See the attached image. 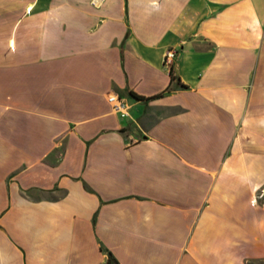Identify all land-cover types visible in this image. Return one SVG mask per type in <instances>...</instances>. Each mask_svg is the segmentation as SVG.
<instances>
[{"label": "crops", "instance_id": "1", "mask_svg": "<svg viewBox=\"0 0 264 264\" xmlns=\"http://www.w3.org/2000/svg\"><path fill=\"white\" fill-rule=\"evenodd\" d=\"M106 252L264 264V0H0V264Z\"/></svg>", "mask_w": 264, "mask_h": 264}, {"label": "built area", "instance_id": "2", "mask_svg": "<svg viewBox=\"0 0 264 264\" xmlns=\"http://www.w3.org/2000/svg\"><path fill=\"white\" fill-rule=\"evenodd\" d=\"M101 2L102 0H89V3L91 4V6H98ZM174 55H175V52L173 49H170V48L166 49L163 52V56H162L163 65H165L166 67H169L173 62ZM106 100L110 104L111 110H113L114 112L119 113L123 117H126L129 115L128 114V104L123 97L115 93H109L106 96ZM132 140H133L132 138H129L128 142H131ZM262 195H263V189H260L256 193L255 197H261Z\"/></svg>", "mask_w": 264, "mask_h": 264}, {"label": "trees", "instance_id": "3", "mask_svg": "<svg viewBox=\"0 0 264 264\" xmlns=\"http://www.w3.org/2000/svg\"><path fill=\"white\" fill-rule=\"evenodd\" d=\"M170 80H172V76H170ZM168 89L169 88H165V90L162 91L161 93L167 92ZM130 95L133 96V97H137V96H134L133 94H130ZM157 95H159V94H157ZM154 96H156V95H154ZM105 264H117L116 260L111 256V254L109 252H106V261H105Z\"/></svg>", "mask_w": 264, "mask_h": 264}]
</instances>
